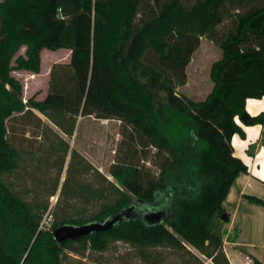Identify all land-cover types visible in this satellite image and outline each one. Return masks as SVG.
<instances>
[{
    "label": "trees",
    "instance_id": "trees-1",
    "mask_svg": "<svg viewBox=\"0 0 264 264\" xmlns=\"http://www.w3.org/2000/svg\"><path fill=\"white\" fill-rule=\"evenodd\" d=\"M202 36L222 56L211 66V92L193 100L176 87L186 82ZM44 48L71 49L70 63L52 66L45 98L24 102L13 71L39 73ZM263 96L264 0H0V175L17 166L8 120L34 109L59 125L52 113L118 119L131 141L169 154L156 178L134 163L137 151L128 142V158L110 168L121 195L90 219L105 228L77 239L94 248H106L109 239L179 248L188 242L211 247L216 264H230L222 202L237 174L248 171L232 138L245 137L236 119L247 100ZM256 123H264L261 114L250 124ZM145 207L161 220H149ZM54 229L42 228L0 179V264H63L62 250L75 240L60 244Z\"/></svg>",
    "mask_w": 264,
    "mask_h": 264
},
{
    "label": "rangeland",
    "instance_id": "rangeland-1",
    "mask_svg": "<svg viewBox=\"0 0 264 264\" xmlns=\"http://www.w3.org/2000/svg\"><path fill=\"white\" fill-rule=\"evenodd\" d=\"M200 41L186 67V82L176 87L179 95L193 100H202L211 92L214 85L211 66L222 56L220 46L208 37L202 36ZM24 52L22 47L18 54ZM41 57L43 74L13 71L23 83L24 102L30 97H44L46 69L53 58L68 60L69 48L56 52L46 48ZM33 111L16 113L8 120V138L18 150L17 166L2 173L0 179L15 197L28 205L40 219V225L50 229L71 224L70 221L79 222L77 225L90 223L104 205L116 202L121 195L120 185L110 174V168L128 158L125 153L128 142L137 151L134 163L156 178L160 164L169 155L157 152L154 146L143 148L131 141L129 126L118 119L52 113L54 119L62 121L63 125H59L37 109ZM183 168L182 165L178 171ZM145 210L149 215L159 213L151 207ZM220 225L224 245L230 238L224 230L225 222ZM210 251L211 247L201 250L188 242L179 248L109 239L106 248L97 249L90 242L75 240L62 250L61 259L63 264H216L207 254Z\"/></svg>",
    "mask_w": 264,
    "mask_h": 264
},
{
    "label": "crops",
    "instance_id": "crops-1",
    "mask_svg": "<svg viewBox=\"0 0 264 264\" xmlns=\"http://www.w3.org/2000/svg\"><path fill=\"white\" fill-rule=\"evenodd\" d=\"M61 50L63 48L51 51ZM57 58H53V63L46 69L47 88L43 98L49 91L52 66L57 63H70L71 49H69L68 60L63 61ZM28 72L37 76L43 74V68L41 66L39 73ZM251 100L256 102L252 106L255 112H251L248 108ZM246 111L252 117L261 114L264 120V96L249 98ZM236 120L245 130V137L239 134L233 136L234 154L247 164L248 171L237 174L222 202L228 216L224 230L230 238L229 241L225 240L223 246L230 264H246L247 255L253 260L264 262V205L246 197V195H253L264 199V123L246 124L239 117Z\"/></svg>",
    "mask_w": 264,
    "mask_h": 264
},
{
    "label": "water",
    "instance_id": "water-1",
    "mask_svg": "<svg viewBox=\"0 0 264 264\" xmlns=\"http://www.w3.org/2000/svg\"><path fill=\"white\" fill-rule=\"evenodd\" d=\"M240 120L243 121L246 124H250L253 121V117L246 111L244 112L240 117ZM151 216H153L154 220H161L160 213H152ZM119 214H116L113 216L109 221H107L108 224H113L119 219ZM222 219L224 221H228V216L226 213L222 215ZM105 224L101 223H87V224H81V225H74V224H64L61 226H58L54 229V237L58 240L60 244L65 243L68 240H77L81 238L82 236H85L95 230L105 228Z\"/></svg>",
    "mask_w": 264,
    "mask_h": 264
},
{
    "label": "built area",
    "instance_id": "built-area-1",
    "mask_svg": "<svg viewBox=\"0 0 264 264\" xmlns=\"http://www.w3.org/2000/svg\"><path fill=\"white\" fill-rule=\"evenodd\" d=\"M42 228H44V229H47V227H44V226H42V225H40ZM246 264H253L254 263V260H253V258L251 257V256H246Z\"/></svg>",
    "mask_w": 264,
    "mask_h": 264
},
{
    "label": "bare ground",
    "instance_id": "bare-ground-1",
    "mask_svg": "<svg viewBox=\"0 0 264 264\" xmlns=\"http://www.w3.org/2000/svg\"><path fill=\"white\" fill-rule=\"evenodd\" d=\"M253 99V98H252ZM256 102H254V101H250L249 103H248V108H249V110L251 111V112H255L254 111V109L252 108V106L255 104Z\"/></svg>",
    "mask_w": 264,
    "mask_h": 264
}]
</instances>
